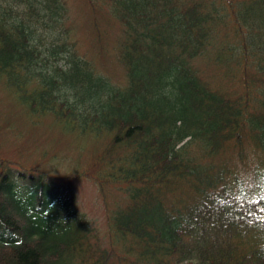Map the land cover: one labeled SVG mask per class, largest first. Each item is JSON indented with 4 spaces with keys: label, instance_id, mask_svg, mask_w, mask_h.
Wrapping results in <instances>:
<instances>
[{
    "label": "trees",
    "instance_id": "1",
    "mask_svg": "<svg viewBox=\"0 0 264 264\" xmlns=\"http://www.w3.org/2000/svg\"><path fill=\"white\" fill-rule=\"evenodd\" d=\"M86 1L120 28L123 84L77 51L63 0H0V93L89 156L61 176L0 155V264H109L73 178L123 195L106 224L133 264H264V0Z\"/></svg>",
    "mask_w": 264,
    "mask_h": 264
},
{
    "label": "rangeland",
    "instance_id": "2",
    "mask_svg": "<svg viewBox=\"0 0 264 264\" xmlns=\"http://www.w3.org/2000/svg\"><path fill=\"white\" fill-rule=\"evenodd\" d=\"M63 2L68 10L67 25L72 32L73 40L76 41L77 51L92 61L94 67L113 83L123 84L124 71L117 61L114 49V43L121 33L117 23L112 20L107 21L108 19L93 13L86 0H63ZM100 32L106 33L104 36L106 54L103 48L99 50L98 54L99 46L97 44ZM211 77L213 83L214 80L217 81L215 71L211 72ZM11 106L9 97L1 92L0 155L26 166H46L48 171L61 176H65L69 172L71 175L75 164H79L81 169L88 168L89 156L81 155L78 159L76 143L73 139L63 136L58 129H49L47 126L49 120H44V125L36 128L31 127L22 118L23 111L17 106ZM7 117L13 122V128L10 131L2 129V126H6ZM44 151H47L48 154H44ZM49 164L56 165L55 171H52L53 167ZM67 182L70 183L75 193L79 211L85 214L91 225L92 233L89 243L92 250L112 251L115 255L110 259L109 264H133L134 253L127 252L128 241L113 243L106 224L107 211L121 205L123 195L114 187H107L102 193L95 182L84 178L62 180L58 183L65 184Z\"/></svg>",
    "mask_w": 264,
    "mask_h": 264
},
{
    "label": "bare ground",
    "instance_id": "3",
    "mask_svg": "<svg viewBox=\"0 0 264 264\" xmlns=\"http://www.w3.org/2000/svg\"><path fill=\"white\" fill-rule=\"evenodd\" d=\"M58 129V128H57ZM59 133H60V130L58 129Z\"/></svg>",
    "mask_w": 264,
    "mask_h": 264
}]
</instances>
